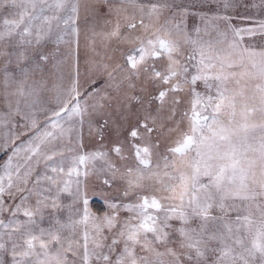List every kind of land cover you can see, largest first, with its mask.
<instances>
[{
  "label": "snow or ice",
  "instance_id": "snow-or-ice-1",
  "mask_svg": "<svg viewBox=\"0 0 264 264\" xmlns=\"http://www.w3.org/2000/svg\"><path fill=\"white\" fill-rule=\"evenodd\" d=\"M0 154V264H264V0H0Z\"/></svg>",
  "mask_w": 264,
  "mask_h": 264
},
{
  "label": "rangeland",
  "instance_id": "rangeland-1",
  "mask_svg": "<svg viewBox=\"0 0 264 264\" xmlns=\"http://www.w3.org/2000/svg\"><path fill=\"white\" fill-rule=\"evenodd\" d=\"M185 2H190V0H185ZM3 154H0V157L2 158ZM6 157H4L3 159H5ZM3 159H0V162L3 161Z\"/></svg>",
  "mask_w": 264,
  "mask_h": 264
},
{
  "label": "trees",
  "instance_id": "trees-1",
  "mask_svg": "<svg viewBox=\"0 0 264 264\" xmlns=\"http://www.w3.org/2000/svg\"><path fill=\"white\" fill-rule=\"evenodd\" d=\"M4 158V156H2V158L0 157V159H3ZM97 203L99 204L100 202L99 201H97Z\"/></svg>",
  "mask_w": 264,
  "mask_h": 264
}]
</instances>
